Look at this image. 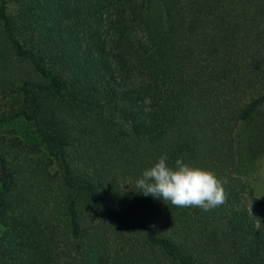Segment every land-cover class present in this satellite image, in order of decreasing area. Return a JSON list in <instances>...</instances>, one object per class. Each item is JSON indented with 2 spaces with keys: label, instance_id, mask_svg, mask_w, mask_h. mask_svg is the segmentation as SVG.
Here are the masks:
<instances>
[{
  "label": "trees",
  "instance_id": "trees-1",
  "mask_svg": "<svg viewBox=\"0 0 264 264\" xmlns=\"http://www.w3.org/2000/svg\"><path fill=\"white\" fill-rule=\"evenodd\" d=\"M0 87L39 139L0 135V264H264V199L235 172L264 118V0H0ZM162 156L226 202L136 191Z\"/></svg>",
  "mask_w": 264,
  "mask_h": 264
},
{
  "label": "rangeland",
  "instance_id": "rangeland-1",
  "mask_svg": "<svg viewBox=\"0 0 264 264\" xmlns=\"http://www.w3.org/2000/svg\"><path fill=\"white\" fill-rule=\"evenodd\" d=\"M9 5L13 10L16 7L14 2ZM5 91L0 87V135H17L27 145L38 144L39 139L29 122L8 119L9 114L21 106L22 98L17 93L6 96ZM235 136V172L242 182L241 202L249 206L254 197L264 199V118L255 116L242 123ZM58 166L55 162L53 168L58 169ZM1 231L0 223V234Z\"/></svg>",
  "mask_w": 264,
  "mask_h": 264
},
{
  "label": "clouds",
  "instance_id": "clouds-1",
  "mask_svg": "<svg viewBox=\"0 0 264 264\" xmlns=\"http://www.w3.org/2000/svg\"><path fill=\"white\" fill-rule=\"evenodd\" d=\"M217 176L198 167H192L181 159L170 167L162 156L150 168L143 171L136 181L135 190L145 196L162 198L174 207H198L209 211L227 200L224 185Z\"/></svg>",
  "mask_w": 264,
  "mask_h": 264
}]
</instances>
